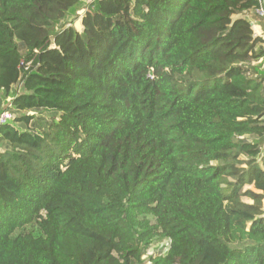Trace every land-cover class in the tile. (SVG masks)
I'll return each instance as SVG.
<instances>
[{
  "label": "trees",
  "instance_id": "trees-1",
  "mask_svg": "<svg viewBox=\"0 0 264 264\" xmlns=\"http://www.w3.org/2000/svg\"><path fill=\"white\" fill-rule=\"evenodd\" d=\"M58 1L0 0V264H264L260 0Z\"/></svg>",
  "mask_w": 264,
  "mask_h": 264
},
{
  "label": "rangeland",
  "instance_id": "rangeland-1",
  "mask_svg": "<svg viewBox=\"0 0 264 264\" xmlns=\"http://www.w3.org/2000/svg\"><path fill=\"white\" fill-rule=\"evenodd\" d=\"M88 0H59L58 2H52L51 6L48 8V14L61 24L73 25L78 32L84 30V25L82 21V15L84 14V7ZM43 33L39 32L37 36H41ZM36 36V35H33ZM261 70L264 72V60L260 63ZM0 95V99H1ZM4 100V99H3ZM10 99L2 101L0 105V112L6 108ZM246 201H251L249 198H245ZM153 249L150 252H154ZM146 264H149L148 262Z\"/></svg>",
  "mask_w": 264,
  "mask_h": 264
},
{
  "label": "built area",
  "instance_id": "built-area-1",
  "mask_svg": "<svg viewBox=\"0 0 264 264\" xmlns=\"http://www.w3.org/2000/svg\"><path fill=\"white\" fill-rule=\"evenodd\" d=\"M254 11V15H248L247 17L251 20V23L264 22V4L262 0H260V5L255 8ZM13 118L14 114L9 109L5 108L0 112V126Z\"/></svg>",
  "mask_w": 264,
  "mask_h": 264
},
{
  "label": "crops",
  "instance_id": "crops-1",
  "mask_svg": "<svg viewBox=\"0 0 264 264\" xmlns=\"http://www.w3.org/2000/svg\"><path fill=\"white\" fill-rule=\"evenodd\" d=\"M255 11L252 10L250 12H247L244 14V16L248 17V15H254ZM253 28L255 31L256 35L261 36L262 38H264V22H260V23H253ZM263 60H260L258 63H261Z\"/></svg>",
  "mask_w": 264,
  "mask_h": 264
},
{
  "label": "water",
  "instance_id": "water-1",
  "mask_svg": "<svg viewBox=\"0 0 264 264\" xmlns=\"http://www.w3.org/2000/svg\"><path fill=\"white\" fill-rule=\"evenodd\" d=\"M263 1V4H264V0H262Z\"/></svg>",
  "mask_w": 264,
  "mask_h": 264
}]
</instances>
